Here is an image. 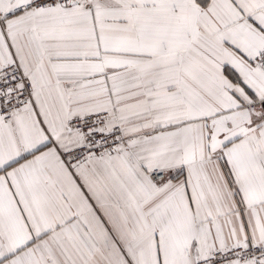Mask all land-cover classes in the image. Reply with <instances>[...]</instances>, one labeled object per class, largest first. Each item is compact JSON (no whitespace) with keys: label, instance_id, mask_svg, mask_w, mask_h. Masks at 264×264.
<instances>
[{"label":"snow or ice","instance_id":"1","mask_svg":"<svg viewBox=\"0 0 264 264\" xmlns=\"http://www.w3.org/2000/svg\"><path fill=\"white\" fill-rule=\"evenodd\" d=\"M0 264H264V0H0Z\"/></svg>","mask_w":264,"mask_h":264}]
</instances>
